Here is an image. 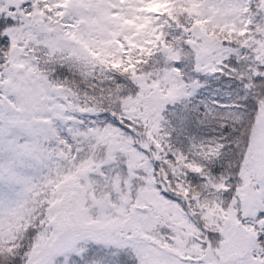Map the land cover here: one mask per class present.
<instances>
[{"label": "snow or ice", "instance_id": "snow-or-ice-1", "mask_svg": "<svg viewBox=\"0 0 264 264\" xmlns=\"http://www.w3.org/2000/svg\"><path fill=\"white\" fill-rule=\"evenodd\" d=\"M0 264H264V0H0Z\"/></svg>", "mask_w": 264, "mask_h": 264}]
</instances>
